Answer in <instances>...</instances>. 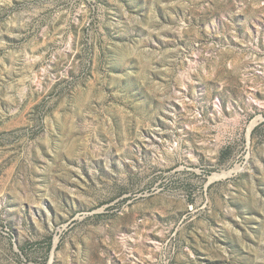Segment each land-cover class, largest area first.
<instances>
[{"label":"rangeland","instance_id":"374dc122","mask_svg":"<svg viewBox=\"0 0 264 264\" xmlns=\"http://www.w3.org/2000/svg\"><path fill=\"white\" fill-rule=\"evenodd\" d=\"M0 264H264V0H0Z\"/></svg>","mask_w":264,"mask_h":264}]
</instances>
